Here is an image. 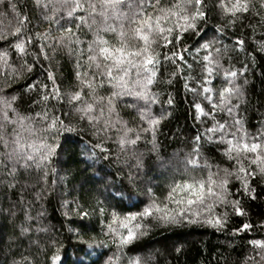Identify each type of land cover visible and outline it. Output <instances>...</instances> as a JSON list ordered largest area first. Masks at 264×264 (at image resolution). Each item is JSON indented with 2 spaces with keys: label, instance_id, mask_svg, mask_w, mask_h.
Wrapping results in <instances>:
<instances>
[{
  "label": "snow or ice",
  "instance_id": "6c2138e0",
  "mask_svg": "<svg viewBox=\"0 0 264 264\" xmlns=\"http://www.w3.org/2000/svg\"><path fill=\"white\" fill-rule=\"evenodd\" d=\"M4 3L5 0H0V4ZM32 3L49 26L42 32H32V19L19 11L13 0H7V9L14 13L16 22L7 28L0 27V41L12 38L0 49V76L19 80L37 64L47 62L42 74H46L50 86L39 80L24 86L25 92L39 89V101L44 107L34 115L20 112L14 106L18 97L5 96L0 90V183L13 189L19 182L17 178L24 175L34 177L37 184H46L49 170L53 174L57 171L52 167L53 158L70 146L68 137L60 141L61 134L76 132L78 125L86 126L94 139L90 149L85 145L88 159L96 156L97 149L110 155L104 145L111 140L116 145L117 159L119 154H128L136 160L137 169L142 167V159L134 149L141 140L151 143L153 150L156 148V134L163 116L153 113L158 94L152 86L164 61L174 66L171 76L188 71L185 89L203 96L209 104V111L200 103L194 104L196 119L206 116L213 123L193 138L190 151L172 165L173 175L166 185V194L159 197L152 187H147L148 202L140 211L124 215L111 212L106 235L120 248L145 236L153 227L207 225L220 230L227 223L229 208L237 215L245 214L230 185L236 181L244 194L251 195L255 189L250 180L257 175L264 177V127L255 135L249 134L238 115L242 91L237 80L244 69L223 67L222 50L216 47L222 43L220 39L205 40L192 50L181 44L185 34H200L198 25L206 21L208 0H32ZM258 4L257 9L253 0H213L212 7L231 25L242 18L241 14L253 9L257 15H264L261 11L264 0H258ZM215 31L222 36L224 28L218 26ZM235 43L242 49L243 40L237 39ZM34 45L38 46V52L30 51ZM9 50L15 52L18 63L12 62ZM193 51L196 53L193 61L200 67L196 87L188 83L193 79L194 67L185 56ZM61 52L75 57L74 83L64 91L51 70ZM28 56L33 57V63L25 59ZM215 77L221 79L219 87L212 86ZM49 101L66 104L69 110L59 112L55 105L49 108ZM121 102L135 110L132 123L120 116L117 105ZM167 103H173L171 97ZM217 112L226 114L228 119L217 120ZM67 116L76 122L72 119L66 122ZM145 134H150L151 139ZM202 140L221 145L218 150L227 165H213L203 155ZM164 167L167 169L168 165ZM128 179L135 183L131 174ZM221 208L223 211H219ZM4 211L15 215L9 209ZM100 211L103 213L104 209ZM25 219L31 217L26 213ZM250 227L244 223L237 231ZM19 231L23 236L31 228L21 224ZM249 243L255 255L248 259L252 264H264V240L253 239ZM80 251L84 256L79 264H86L90 253ZM175 251L179 253L181 247H175ZM50 259L51 264H56L61 257L54 253ZM25 262L32 264L26 256L13 260L12 264ZM108 264H115L113 258H109ZM128 264H148V261L137 257Z\"/></svg>",
  "mask_w": 264,
  "mask_h": 264
},
{
  "label": "trees",
  "instance_id": "16d2710c",
  "mask_svg": "<svg viewBox=\"0 0 264 264\" xmlns=\"http://www.w3.org/2000/svg\"><path fill=\"white\" fill-rule=\"evenodd\" d=\"M13 2L20 12L32 19V32H42L49 26L39 16L32 0ZM253 3L258 9V0H253ZM208 4L206 21L198 25L200 34H185L181 44L192 50L205 40H222L216 47L222 50L223 67L244 69V74L238 76L237 80L242 91L238 115L244 129L255 135L264 127V15H257L256 9H253L241 14V19L229 25L227 19L212 7L213 0H208ZM15 22V15L8 11L5 0L4 4H0V27L7 28ZM218 26L224 28L222 36L215 31ZM11 39L9 37L8 41H0V49L6 47ZM237 39L244 41L242 49L236 46ZM224 46H227L226 52ZM30 51L38 52L39 48L34 45ZM9 52L12 62L18 63L15 52ZM203 54L200 53L201 56ZM195 55L194 51L191 55L185 53L188 62L193 63L194 67L193 79L188 81L191 87L197 86L195 80L200 77V67L193 61ZM25 59L29 63L34 62L32 56ZM40 59L43 61V57ZM74 65L75 57L66 52L56 55L51 70L61 91L74 83ZM46 67L47 62L37 64L32 72L25 73L19 80L0 76L2 94L16 95L18 100L14 106L20 112L34 115L43 109L44 104L39 101V89L25 92L24 86L34 80L50 86L46 74H42ZM173 69L170 62L162 61L157 81L152 86L153 92L158 94V102L152 106V110L154 115L163 116V119L158 125L155 150L146 140L139 141L134 149L142 159L139 169L135 167L136 160L131 155L119 154L117 159L116 145L111 140L104 145L110 155L97 149L96 156L88 159L85 145L90 149L94 139L86 126L78 125L76 132L61 134L60 141L68 137L70 146L53 158L52 167L57 171L53 174L49 170L46 184H37L34 177L24 175L17 178L19 182L13 189L0 183V264H12L13 260H20L22 256L28 257L32 264H51L50 258L54 253L61 257L56 264H79L84 256L81 249L90 253L86 264H108L109 258H113L115 264H128L129 260L137 257L147 260L148 264H252L248 257L255 253L249 241L264 240V177L259 175L250 180L251 187L255 189L251 195L244 194L238 182H232L230 189L245 214L237 215L229 208L227 223L220 230L207 225L153 227L145 236L120 248L112 237L106 235L111 212L124 215L140 211L148 202L147 187H152L159 197L166 194V185L173 175L172 165L177 158L190 151L193 138L203 134L213 123L206 116L196 119L194 104L200 103L205 111H209L208 101L185 89L184 77L189 74L187 70L171 76ZM220 84L221 79L215 77L212 86L219 87ZM170 97L173 100L171 105L167 103ZM53 105L59 112L69 110L66 104L48 102L49 108ZM117 109L121 117L130 123L134 121L135 110L127 107L126 103H119ZM64 119L66 122L69 119L76 122L71 116ZM216 119L223 121L228 117L217 112ZM81 127H84L83 131ZM145 135L151 139L150 134ZM201 143L203 155L213 165H227L228 162L218 150L221 145L206 140ZM106 155L107 159L104 158ZM164 165H168L167 169ZM130 174L135 183L129 182ZM101 208L104 209L103 213ZM82 212L87 215H81ZM26 213L31 217L30 220L25 219ZM244 223L251 227L237 231ZM21 224L29 226L31 231L22 236L19 231ZM177 246L181 247L179 253L175 251Z\"/></svg>",
  "mask_w": 264,
  "mask_h": 264
}]
</instances>
